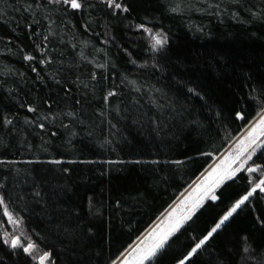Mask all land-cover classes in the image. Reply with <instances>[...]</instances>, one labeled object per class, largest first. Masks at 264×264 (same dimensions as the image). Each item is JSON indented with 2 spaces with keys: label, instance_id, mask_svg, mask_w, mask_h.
Here are the masks:
<instances>
[{
  "label": "trees",
  "instance_id": "obj_1",
  "mask_svg": "<svg viewBox=\"0 0 264 264\" xmlns=\"http://www.w3.org/2000/svg\"><path fill=\"white\" fill-rule=\"evenodd\" d=\"M118 2L130 11L0 0V196L12 216L0 205V264H39L44 251L52 264H112L264 109V0ZM262 175L217 188L145 264H178ZM13 235L37 245L35 259L4 243ZM185 264H264V193Z\"/></svg>",
  "mask_w": 264,
  "mask_h": 264
},
{
  "label": "snow or ice",
  "instance_id": "obj_2",
  "mask_svg": "<svg viewBox=\"0 0 264 264\" xmlns=\"http://www.w3.org/2000/svg\"><path fill=\"white\" fill-rule=\"evenodd\" d=\"M102 3H105L108 8L113 10H121L124 13H128L130 9L124 6L122 3L118 2V0H101ZM49 5L58 6L63 8L64 6H70L72 10H82L83 9V0H47V4L43 5L44 9H47ZM31 7V6H29ZM38 7H41L38 5ZM179 10V6L174 7L171 11L176 12ZM66 11V9H65ZM33 23H39V21L33 20ZM31 27V25H29ZM137 29H143L146 32L152 33V29L146 28L143 24L137 25ZM44 40H48V36L43 37ZM152 51L160 52L162 51L168 43V37L163 32H157L152 36ZM40 45H37V49H40ZM41 55H44V52H41ZM62 55V53H61ZM25 60L33 61L36 57L32 55H26L24 57ZM40 64H51L52 61L41 59L39 61ZM61 63H63L61 61ZM97 67H104L103 65H98ZM32 71L36 72L37 69L35 67L32 68ZM57 85L61 84V79H58L55 75L51 77ZM91 80H97L96 74H90ZM79 80V77L76 80H72L68 82L66 87L67 92H71V84H75ZM83 83V81H80ZM99 83V82H98ZM84 87L87 88L88 84H84ZM93 88L96 85L92 86ZM194 91L193 89H189V92ZM117 93L113 91H108L107 94L103 97L105 102L108 101L109 97L116 96ZM79 103V101H76ZM28 111L35 112L36 109L29 107ZM72 115V113H69ZM103 115V112H101ZM237 118L245 119L241 113H236ZM259 119L255 121V123L251 126L248 131L247 136L239 142L236 150L233 153H230L227 157H225L219 164L215 165L211 171L208 173L207 177L199 183L192 191V193L182 202L181 207L185 210L183 212H173L169 215L168 220L166 221V226L154 231L148 238V242L144 243L143 246H139L135 248L132 253L123 261V264H145L146 261L152 259L157 255V253L164 248L165 244L168 242L170 236H172L176 231L180 229L182 224L186 222L188 219H191L192 215L195 213L197 209H199L203 202L206 200L217 201L219 196L217 195V188L221 185L225 184L228 181H235L238 174L242 171H247L249 173H255L257 171L264 174V164H256L253 157L256 155L258 151L264 153V109H261L260 112L257 113ZM47 117H45L46 119ZM7 123H11V121H6ZM41 129L44 128L43 124H39ZM66 127V126H65ZM56 133H52L55 135ZM206 155H211V153H207ZM258 158V157H257ZM251 162V164L249 163ZM53 163H59V161H53ZM177 163H180L177 161ZM251 188L245 189L246 194L241 195L239 199L235 201L234 204L231 205L219 218V221L215 223V226L211 228L210 231L207 232L203 238H198L195 245L191 248V251L188 252L187 256L184 259H180L178 264H185V260L191 257L193 254L197 253L199 249H201L210 237L213 236L214 233L217 232L218 229L225 224L226 221L229 220L230 217L233 216L234 213L237 212L238 209H241L242 205H245L249 198L252 197L259 189L260 193H264V175L260 178H257L254 181H250ZM36 196H40V192H35ZM0 205H4L3 215L7 216L9 220H12L11 214L7 210V206L4 202V197L0 196ZM4 243L10 245L11 249L16 250L18 248H22L23 253L27 254L30 257L34 256V250L37 248V245L34 242H29L25 246L21 242V238L19 236H12L10 239H4ZM247 251V249H245ZM51 253L48 251H44L41 255H39V264H45L46 261L49 264L51 262ZM124 253H121L123 256ZM119 259V257H118ZM112 264H117L116 260L112 261Z\"/></svg>",
  "mask_w": 264,
  "mask_h": 264
},
{
  "label": "rangeland",
  "instance_id": "obj_3",
  "mask_svg": "<svg viewBox=\"0 0 264 264\" xmlns=\"http://www.w3.org/2000/svg\"><path fill=\"white\" fill-rule=\"evenodd\" d=\"M250 130V129H249ZM248 130V131H249ZM248 131L239 139V142L241 141V140H243L246 136H247V134H248ZM239 142L236 144V146L229 152V153H227L223 158L221 157V158H217L216 159V161L206 170V172H210L211 171V169L215 166V165H217V164H219L225 157H227L230 153H233L235 150H236V148H237V145L239 144ZM250 164H251V162H249ZM210 170V171H209ZM208 173H205L202 177H201V179H199L184 195H185V197L170 211V213H168V215H166V217H164L151 231H150V233L147 235V236H145V238L143 237L140 241H139V243L120 261V262H118L117 264H123V261L129 256V254L130 253H132V251L135 249V248H137V247H139V246H143V244L144 243H146V242H148V238H149V236L154 232V231H157L158 229H161L162 227H165L166 226V221L168 220V217H169V215L171 214V213H173V212H176L177 210H179V212H183L185 209L183 208V207H181V205H182V202L192 193V191H193V189L199 184V183H201L206 177H207V175H208ZM206 201H204L203 202V204L205 203ZM202 204V205H203ZM198 210V209H197ZM196 210V211H197ZM195 211V212H196ZM194 215V214H193ZM192 215V216H193ZM188 220H190V219H188ZM187 220V221H188ZM186 221V222H187ZM186 222H184L183 224H182V226L186 223ZM175 234V233H174ZM13 236H16V235H13ZM171 237V236H170ZM169 237V238H170ZM169 240V239H168ZM147 262V261H146ZM145 262V263H146Z\"/></svg>",
  "mask_w": 264,
  "mask_h": 264
},
{
  "label": "bare ground",
  "instance_id": "obj_4",
  "mask_svg": "<svg viewBox=\"0 0 264 264\" xmlns=\"http://www.w3.org/2000/svg\"><path fill=\"white\" fill-rule=\"evenodd\" d=\"M257 119H259V117L257 116L232 142H231V144L224 150V151H227L231 146H233L250 128H251V126L255 123V121L257 120ZM213 164V163H212ZM211 164V165H212ZM210 165V166H211ZM207 170V169H206ZM206 170H204V172H202V174H200V176H203L205 173H206ZM199 176V177H200ZM192 186V185H191ZM190 187V186H189ZM188 187V188H189ZM187 188V189H188ZM186 189V190H187ZM184 191L185 193L187 192V191ZM183 192V195H181L180 197H178L154 222H153V224H154V226L157 224V223H159L170 211H171V209L177 204V202L178 201H180L185 195V193ZM152 224V225H153ZM151 225V226H152ZM154 226L151 228V229H153L154 228ZM139 241L140 240H136L125 252H124V255H123V257L120 259V261L139 243ZM118 259V260H119ZM120 261H118V262H120ZM117 262V263H118Z\"/></svg>",
  "mask_w": 264,
  "mask_h": 264
},
{
  "label": "water",
  "instance_id": "obj_5",
  "mask_svg": "<svg viewBox=\"0 0 264 264\" xmlns=\"http://www.w3.org/2000/svg\"><path fill=\"white\" fill-rule=\"evenodd\" d=\"M190 187H191V186H190ZM190 187H189V188H190ZM189 188H188V189H189ZM188 189H187V190H188ZM184 193H185V192H184ZM182 195H183V194H182ZM154 224H155V223H154ZM154 224H153V225H152V226H151V227H150V228H149V229H148V230H147V231H146V232H145V233H144V234L138 239V240H140V239H141V238H142V237H143V236H144V235H145V234H146V233H147V232H148V231L154 226ZM122 257H123V256H122ZM122 257H121V258H122ZM121 258H120V259H121ZM120 259L117 260V262L120 261Z\"/></svg>",
  "mask_w": 264,
  "mask_h": 264
}]
</instances>
